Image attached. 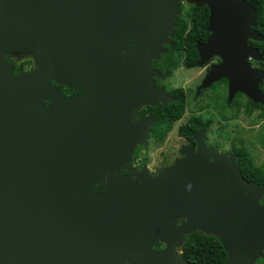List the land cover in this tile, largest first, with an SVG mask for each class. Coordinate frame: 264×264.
Segmentation results:
<instances>
[{"label": "water", "instance_id": "obj_1", "mask_svg": "<svg viewBox=\"0 0 264 264\" xmlns=\"http://www.w3.org/2000/svg\"><path fill=\"white\" fill-rule=\"evenodd\" d=\"M180 1L0 0V264H195L180 251L195 231L219 239L225 264L264 258V186L235 151L208 147L205 129L155 175L132 166L157 122L133 114L175 99L153 61L173 46ZM184 2L210 10L198 66L220 60L198 92L225 78L230 102L240 92L264 104L255 6ZM7 54L33 68L14 74Z\"/></svg>", "mask_w": 264, "mask_h": 264}, {"label": "trees", "instance_id": "obj_2", "mask_svg": "<svg viewBox=\"0 0 264 264\" xmlns=\"http://www.w3.org/2000/svg\"><path fill=\"white\" fill-rule=\"evenodd\" d=\"M247 1L254 5L257 10L256 29L263 36L262 41L250 40L249 43L259 49L264 61V0ZM180 10L181 14L177 16L174 28L173 46L165 45L161 58L153 61V65L158 71L169 73L170 76L173 71L181 66L189 69L198 66L200 57L197 43L204 42L209 35L207 26L210 10L207 6L188 5L184 0H181ZM16 60L15 56L6 55V61L14 65V74H19L27 67L31 68L33 65L31 56ZM223 81L227 83L225 79L221 80V82ZM218 83L220 84V82ZM260 89L264 93V81L261 82ZM170 92L175 97L174 101L166 106L159 104L154 107H148L158 119V122L152 128V134L156 142L164 141L167 138L175 123L184 117L189 105L188 95L185 93L184 88L178 87ZM241 95L245 96L244 94ZM224 97L225 103L228 104L227 97L225 95ZM247 99L246 113L252 115L256 110L260 109L261 112L257 117L264 119V104L255 103L251 99ZM202 127L207 128V123L204 124L199 119L189 117L186 123L179 126L177 132L191 141L193 140L192 134ZM262 142L264 144V138ZM233 148L238 155L237 164L245 178L258 186H264V163L256 165L251 152L248 151L245 145H234ZM165 164L169 163L166 162ZM261 203H264V195ZM163 246V244L157 243L154 248L161 250ZM180 251L185 259L195 264H225L227 260V253L219 239L199 231L187 235L185 244Z\"/></svg>", "mask_w": 264, "mask_h": 264}, {"label": "rangeland", "instance_id": "obj_3", "mask_svg": "<svg viewBox=\"0 0 264 264\" xmlns=\"http://www.w3.org/2000/svg\"><path fill=\"white\" fill-rule=\"evenodd\" d=\"M14 56L17 60L26 58L25 55ZM208 66L209 64L190 69L181 66L173 71L172 75L165 81L169 88L182 87L187 89L189 105L184 117L175 123L173 130L164 141L151 140L147 151L143 149L139 151V155L148 162L150 167L155 168L178 156V149L183 142L177 134V128L192 115H201L204 119H212L209 130L210 142L218 143L222 150H228L233 145H245L251 152L256 165L264 163V144L262 142L264 119L257 117L261 110H256L252 115H248L246 111L242 110V107L238 110L236 106H231L224 110V95L227 88L225 83L220 84V86H211L203 93L196 95V85L206 75ZM32 68L33 66L27 67L22 72H28ZM255 264H264V258H258Z\"/></svg>", "mask_w": 264, "mask_h": 264}, {"label": "flooded vegetation", "instance_id": "obj_4", "mask_svg": "<svg viewBox=\"0 0 264 264\" xmlns=\"http://www.w3.org/2000/svg\"><path fill=\"white\" fill-rule=\"evenodd\" d=\"M32 57V56H31ZM32 59H33V57H32ZM220 60L218 59V58H214L213 60H211L208 64H209V66H208V68H207V70L210 68V65L211 64H213V63H217V62H219ZM252 62V65L254 66V67H256V68H260V69H262V70H264V61L262 60V61H255V60H252L251 61ZM208 64H206V65H208ZM33 66V65H32ZM208 72V71H207ZM165 74V73H164ZM169 74V73H168ZM169 77H170V74H169ZM169 77H167L166 79H164V80H160V79H155V84H156V86H157V88H160L161 86H165L166 87V90H167V92L171 95V96H173V94H171V92L170 91H172L173 89H175V88H169V87H167V85L165 84V81L169 78ZM223 79H225V78H223ZM223 79H221V80H223ZM203 80V79H202ZM202 80H201V82H202ZM221 80H219V81H217V82H215L213 85H212V87L214 86V85H216V86H220V84H224L225 82L223 81V82H221ZM226 81H227V79H225ZM159 81V82H158ZM51 82L56 86V87H59L60 89H61V91L64 93V95L66 96V97H73V96H76V95H80L81 93H82V89H81V86L80 85H78L77 83H73V82H71V83H59V82H57L56 81V79H51ZM201 82L200 83H198L197 85H196V95L198 96L199 94H201V93H203L205 90H207L208 88H211V86L210 87H208V88H205V89H201L199 92H198V87H199V85L201 84ZM218 82H220V84L218 83ZM226 84V86H227V88H226V93H225V96L227 97V102H228V104L227 103H224V106H223V109L224 110H226V109H228V108H230L231 106H236L237 108H238V110H239V108L240 107H242V110L243 111H245L246 110V103L248 102V99L247 98H249L247 95H245V96H242L241 94H243V93H240V92H238L235 96H234V98H233V100L230 102L229 101V98H228V81H227V83H225ZM178 88V87H177ZM185 90V93L188 95V90L187 89H184ZM174 97V96H173ZM189 99V98H188ZM250 99V98H249ZM175 100V99H174ZM173 100V101H174ZM170 102H172V101H170ZM169 102V103H170ZM47 103H48V101H47ZM159 104H161V103H159ZM158 104V105H159ZM241 105V106H240ZM157 106V105H156ZM149 106H145V107H143V108H141V109H139V110H136L135 111V113L133 114V121L134 122H136V121H139L140 119H142V118H145V117H148V118H150V117H152V118H156L157 119V116L154 114V112L152 111V110H150L149 108H148ZM151 107H154V106H151ZM189 117H191L192 119H199L200 121H201V123H204V124H206L207 123V128H204V127H202V128H200L199 130H197L196 132H194L193 134H192V137L197 133V132H199L201 129H205V136H204V140H205V143L207 144V146L208 147H212V146H215V147H217V151L218 152H225V153H229V152H231V151H235L236 152V150L233 148V146H232V148H230V149H228V150H222L221 148H220V146L218 145V143H216V142H210L209 141V130H210V127H211V125H212V119L211 118H206V119H204L201 115H192V116H189ZM188 117V118H189ZM187 118V119H188ZM187 119H186V121H187ZM186 121H184L183 123H181L179 126H181L182 124H184V123H186ZM157 122H158V119H157ZM156 122V123H157ZM155 123V124H156ZM154 126V125H153ZM153 126L150 128V130H149V137H148V146L147 147H143V146H141V145H139L136 149H135V153H134V157H133V161H132V166L135 168V170H140L144 165H146V167L148 168V170H149V172L152 174V175H155V173L157 172V170L160 168V167H166V166H169V165H171L176 159H181V158H183V155L180 153V150H181V148L184 146V145H189V144H191V143H196V141H195V139H194V137H193V140H191V141H189V140H187V138L185 137V136H182V135H180L178 132H177V134H178V136L180 137V139H181V141L183 142L182 143V145L180 146V148L178 149V156H175L171 161H167V163H169V164H162V165H159V166H156L155 168H152V167H150L149 166V164H148V162L146 161V160H144V159H142V156H140L139 155V151H141L142 149L144 150V151H147L148 149H149V145H150V143H151V140H154L155 141V138H154V136H153V134H152V128H153ZM179 126H178V128H179ZM178 128H177V130H178ZM142 147V148H141ZM141 160V161H140ZM116 173H119V174H129L130 172H129V170H128V167L127 168H121V169H119ZM98 187H100V186H97V188ZM164 245V244H163ZM165 247V245L163 246V248ZM162 248V249H163Z\"/></svg>", "mask_w": 264, "mask_h": 264}]
</instances>
